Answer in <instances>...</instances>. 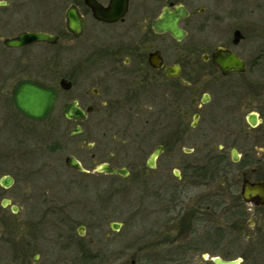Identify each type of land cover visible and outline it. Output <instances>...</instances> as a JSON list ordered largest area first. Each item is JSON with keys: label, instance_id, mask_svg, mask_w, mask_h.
<instances>
[{"label": "flooded vegetation", "instance_id": "flooded-vegetation-1", "mask_svg": "<svg viewBox=\"0 0 264 264\" xmlns=\"http://www.w3.org/2000/svg\"><path fill=\"white\" fill-rule=\"evenodd\" d=\"M4 1L0 147L16 137L25 139L28 125L50 122L56 114L47 135L54 134V148L66 134L76 138L78 153L67 154L63 161L86 183L99 181L100 191L107 184L104 176L125 178L134 171L137 179L150 184V245L169 248L163 254L158 249L153 264H218L215 258L264 264V0H128L124 14L103 19L83 0L89 16L70 2L63 23L53 31L28 29L26 20L12 14ZM97 1L104 7L112 2ZM72 4L82 20L77 36L65 27ZM165 9L177 14L180 39L160 25ZM45 14L46 22H58V7ZM24 30L56 38L5 44L4 39ZM185 38V50L175 60L167 50L170 41ZM34 45L42 48L32 50ZM225 52L241 63L221 70L213 57L220 59ZM22 79H38L57 90L45 120L28 119L16 109L12 89ZM67 105L72 109L69 116ZM5 151L1 147L0 251L5 248L7 254L3 264H127L122 254L109 249L108 230L97 241L86 238L88 229L102 232L108 211L103 192L97 191V207L84 204L90 200L85 195L78 200L84 205L75 208L77 195L70 194L69 208L60 202L44 207L43 197L30 206L39 195L27 192L33 175L21 168L23 185L18 186L16 175L7 169L25 152ZM68 156L81 168L69 165ZM105 166L124 173L108 172ZM78 177L67 180L72 185ZM74 213L90 223L82 219L74 231ZM17 215L25 228L21 237L12 230ZM123 225L122 220L108 221L111 231ZM61 229L70 239L62 246L63 254L54 252ZM52 230L56 240L48 232ZM77 238L83 241L74 244ZM239 242L248 248L237 254ZM137 262L136 257L129 259L130 264Z\"/></svg>", "mask_w": 264, "mask_h": 264}, {"label": "rangeland", "instance_id": "rangeland-1", "mask_svg": "<svg viewBox=\"0 0 264 264\" xmlns=\"http://www.w3.org/2000/svg\"><path fill=\"white\" fill-rule=\"evenodd\" d=\"M8 7L11 9V13L14 15H20L26 20L27 28L30 30H50L53 31L55 26L59 23H63L64 11L67 5L70 2H76L80 5L81 10L85 13L86 16H89V12H87L86 7L83 3V0H7ZM19 6H14V5ZM58 7V22L47 21L45 11L53 12L54 9ZM133 12V11H132ZM200 41L199 39L197 40ZM169 49L172 50L173 56L175 60H179L181 57V53L185 50L186 44L188 43V38L182 39L181 41H170ZM38 48H42V45H34L32 50H38ZM194 50H197L196 48ZM205 76H200V79H203ZM55 115H53L50 122H46L43 124H34L28 125V134H26L25 139L20 137H16V140L10 141L6 146L4 144L1 145L5 152L16 151L15 153L19 154L20 152H25V155H18V159L14 164H9L8 169L10 172L16 175L18 186H22L21 183V168L25 171H30L33 177L30 179L31 184L27 185V192L29 195H32V192H37L39 195H34L31 199V203L28 204L32 206L34 203L39 204V198L43 197V201H41L42 206L50 207L53 206L55 202H60L62 205L67 203L68 208L71 206L72 199L70 195H77L76 197V205L75 208H79L84 204L88 203V206L97 207L98 202L95 200L98 193H104L102 196L104 207L108 210L105 215V219L103 221V228L101 233L94 234L92 229L87 230L86 238L94 237V240H99L102 237L105 238L104 232L108 230L110 232V236L106 237L107 242H109V249L114 253H120L124 257V259L128 260L132 257H136L138 262L136 264H153L152 260L154 254L159 250L160 254L168 253V249L166 247L154 248L150 245V228L152 224V203H151V189L148 181L144 180L145 178L139 177L137 179L136 173L132 171L128 177H115V176H104L107 179V184L104 185L102 189L97 190V186L100 184L97 180H89V183L85 182V178L78 177L76 171L69 168L65 162V156L67 154H76L78 153L76 149V138H71L69 134H66V138L61 142V146L59 148H54V134H50L52 122L55 119ZM34 128H33V127ZM64 127V126H63ZM30 130H34L32 133ZM68 130V129H65ZM40 136H45V140H41L38 138ZM0 147V149H1ZM14 155V154H13ZM11 163V162H10ZM39 171V172H38ZM38 176V177H37ZM78 177L73 179L72 185L69 182L70 177ZM147 179V178H146ZM76 183V185H74ZM21 190V188H20ZM70 191L65 195L60 194L63 191ZM21 193V192H20ZM19 193V195H21ZM85 193V194H84ZM15 194V193H14ZM87 196L90 200L88 202H84L81 204L78 200ZM14 196V195H13ZM17 196V195H15ZM18 197H15L17 199ZM81 200V199H80ZM29 203V201H28ZM45 203V204H44ZM102 203L100 202V205ZM151 207V208H150ZM13 216V232L18 237H21L25 230L24 224L21 223L20 215H17V220H15ZM71 225L73 226V230L75 231L78 225V221L82 220L86 221L87 224L90 223L88 218H83L81 214L74 213L72 217ZM122 220L124 225L118 231H111L108 226L109 220ZM46 230H51L47 227ZM66 229H61L62 238L56 241V245L54 247V252H60L63 254L62 246L66 244V242L70 241L65 236L67 233L63 232ZM67 231V230H66ZM73 231V232H74ZM49 234L54 237L53 230L48 231ZM75 233V232H74ZM60 234V235H61ZM68 237V236H67ZM55 238V237H54ZM80 239V240H79ZM56 240V238H55ZM49 241H52L49 240ZM76 241H83L81 238H77V240L73 241L75 244ZM46 243H48L46 241ZM72 243V244H73ZM17 245V243H15ZM58 245H60L59 248ZM237 245L236 253L246 250L245 242H239ZM57 250V251H56ZM163 250H166L163 252ZM111 252V253H112ZM109 253V254H111ZM0 255H2V261L0 264H3L6 260L4 259L6 254L5 248H2L0 251ZM106 264V263H104Z\"/></svg>", "mask_w": 264, "mask_h": 264}, {"label": "water", "instance_id": "water-1", "mask_svg": "<svg viewBox=\"0 0 264 264\" xmlns=\"http://www.w3.org/2000/svg\"><path fill=\"white\" fill-rule=\"evenodd\" d=\"M128 0H112L108 7H104L97 0H86L92 9L94 16L98 18H116L124 14L127 7ZM4 0H0V5L5 4ZM66 26L76 36L82 31V20L76 7L72 4L66 10ZM177 14L171 13L165 9L160 25L163 26L164 30L171 32L173 36L180 39L182 33L179 31L177 26ZM55 36L44 31H25L19 33L17 36L7 38L5 44L7 46H22L32 44L38 41H49L54 42ZM216 56V54H214ZM220 59L213 57V62L218 65L221 70L227 71L225 68L231 67V63H241L237 56L225 52L221 54ZM57 97V90L54 87L46 85L44 82L32 79L19 80L12 89V101L16 109L28 119L34 121L45 120L54 107V103ZM66 115L71 114V108L69 105L66 106ZM155 155V154H154ZM153 159V157H152ZM66 162L76 168H81L80 163L75 158L68 156ZM151 164V162H150ZM104 170L112 173H124L122 169L105 166ZM116 226V224H112ZM117 227V226H116ZM218 264H237L234 261H225L219 258L214 259Z\"/></svg>", "mask_w": 264, "mask_h": 264}]
</instances>
